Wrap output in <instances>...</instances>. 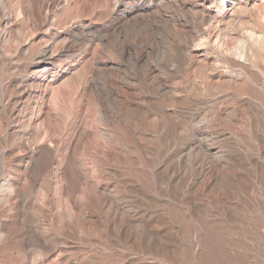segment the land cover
Instances as JSON below:
<instances>
[{
	"label": "rangeland",
	"instance_id": "rangeland-1",
	"mask_svg": "<svg viewBox=\"0 0 264 264\" xmlns=\"http://www.w3.org/2000/svg\"><path fill=\"white\" fill-rule=\"evenodd\" d=\"M3 13L0 264H264V96L227 62L245 52L264 80V0Z\"/></svg>",
	"mask_w": 264,
	"mask_h": 264
},
{
	"label": "bare ground",
	"instance_id": "bare-ground-1",
	"mask_svg": "<svg viewBox=\"0 0 264 264\" xmlns=\"http://www.w3.org/2000/svg\"><path fill=\"white\" fill-rule=\"evenodd\" d=\"M245 1L247 4H249L250 0H243ZM252 1V0H251ZM203 4V3H202ZM200 2H197V1H192L190 3H188V6L186 7L188 10H191V12L194 14V15H197V14H200L201 15V18L203 21H206L208 20L209 18L212 17V14L211 12L206 9L205 6H203ZM201 5V6H200ZM190 12V11H189ZM8 17L9 15H3L0 16V27H2V30H5L6 31V24H7V21H8ZM196 35V34H195ZM188 43V42H187ZM192 44V43H191ZM186 46V45H184ZM188 46V45H187ZM187 46H186V49H187ZM191 46V45H190ZM188 50V49H187ZM52 51V50H51ZM190 51V50H189ZM193 51V50H192ZM191 53V52H190ZM198 55H201L203 56V61H204V64L207 68L208 71H210V73L215 76V77H218L219 80H223L222 77H226L225 79H227L226 81L228 82H233L235 81L234 78L236 79L234 73L232 72H220L219 71V67L217 66L216 63L212 62L209 60V56H207V53L205 52V50L201 51V53H197ZM44 57L47 59H51L52 58V54L50 52V49H45L44 50V53H43ZM54 56V55H53ZM197 56L196 55H190V57L188 58L189 59V64H193V61H194V58H196ZM200 59V58H199ZM198 60V59H197ZM196 60V61H197ZM247 56H246V53L245 52H242V54L240 55V58H239V62L240 63H237L236 61L234 60H231V59H227V62L230 63L231 65L233 66H236V65H239L241 67V72L237 75H245V78H244V84L249 86V88L252 90V92L250 93L249 95V98L251 99V101H253L254 103L255 102H258L260 101L261 99V96H255L253 95L254 91L255 90H258L259 93H262V96H264V80L261 79V77H257L255 76V74L250 70V68L248 67L247 65ZM188 61V60H187ZM189 66V65H188ZM194 83V82H193ZM196 86V85H195ZM197 87V86H196ZM195 87V88H196ZM199 89L201 88L200 86L198 87ZM245 101H243L244 103ZM242 103V102H241ZM242 103V104H243ZM31 110V109H30ZM197 133H199V135H201L198 139H199V144L200 146L204 147V149L207 151V152H210L212 149H211V146L206 142V138L207 136L209 135V132L204 130L203 127H200V128H197ZM218 133V136H223L224 135V132L221 131V132H217ZM225 136V135H224ZM210 154V153H209Z\"/></svg>",
	"mask_w": 264,
	"mask_h": 264
}]
</instances>
